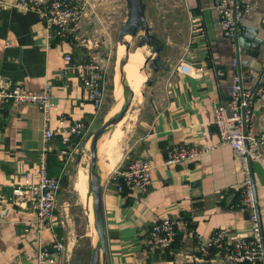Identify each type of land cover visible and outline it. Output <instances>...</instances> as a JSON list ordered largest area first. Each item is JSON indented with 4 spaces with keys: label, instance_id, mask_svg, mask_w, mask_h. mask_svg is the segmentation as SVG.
<instances>
[{
    "label": "crops",
    "instance_id": "0c3cea01",
    "mask_svg": "<svg viewBox=\"0 0 264 264\" xmlns=\"http://www.w3.org/2000/svg\"><path fill=\"white\" fill-rule=\"evenodd\" d=\"M244 1L246 10L238 24L243 31L249 28L264 39V0ZM148 12L145 4L150 32H155ZM161 24L160 36L151 32L161 45L158 68L150 79L152 93L133 122L132 141L115 157L96 154L105 238L101 264H234L222 262L217 256L201 255L197 250L199 241L217 226H227L235 234L246 233L249 228L247 211L241 207L243 166L229 145L219 143L212 105L228 99L231 75L239 70L243 84L254 89L248 124L264 132V45L257 56L245 51L235 55L219 27L215 0H180L179 7H163ZM82 39L77 32L75 38L49 43L36 10L0 4L1 83H18L24 89L37 90L48 82L54 95L53 118L63 115L66 120L82 119L87 123L83 135L63 142L56 121L50 122L53 136L46 153L47 169L58 176L60 186L54 201L52 232H38L33 204L15 203L11 188L37 162L42 112L34 104L9 101L0 105V264H33L38 244L52 237L64 243L59 264L79 261V235L72 232L77 221L74 210L78 207L86 212L89 208L91 213V195L87 173L82 182L75 178L80 157L73 163L74 169L69 163L74 154L83 153L90 135L108 114V110L93 108L79 81L81 69L71 65V60L97 57ZM67 52L70 61L63 58ZM234 55L241 62L238 68L231 64ZM179 62L200 66L201 70L180 72L176 68ZM214 68L222 73L216 74ZM173 142L204 150L192 159L166 165L165 147ZM260 148L264 152V141ZM141 155L151 165L148 191H117L109 179L111 172ZM251 171L264 239V170L251 160ZM84 181L85 187L78 194L74 182L82 186ZM164 215L177 216L182 223L175 229L168 249L148 250L145 232Z\"/></svg>",
    "mask_w": 264,
    "mask_h": 264
},
{
    "label": "built area",
    "instance_id": "2783aa9c",
    "mask_svg": "<svg viewBox=\"0 0 264 264\" xmlns=\"http://www.w3.org/2000/svg\"><path fill=\"white\" fill-rule=\"evenodd\" d=\"M12 5L23 10H36L43 22L47 40L59 41L76 37L79 26L80 9L72 0H0V4ZM215 10L218 24L222 34L230 40V45L235 52L233 39L234 31L241 33L243 26L238 20L246 10L244 0H215ZM84 39V38H83ZM66 61L72 59L70 53H65ZM264 66V54L262 56ZM231 64L237 66L235 55ZM71 65L81 69L79 81L87 90V99L95 110L100 109L104 95V65L92 56L88 61L71 60ZM177 70L190 73L192 70L200 71L201 67L179 62ZM216 74H221L219 68H214ZM0 75V105L4 102L19 104H34L42 112L41 148L34 169L24 171L22 179L11 188L12 200L17 204L32 203L35 212V227L38 232L53 229V208L56 194L59 190L58 176L48 172L46 153L50 148L49 140L53 136L51 120L56 121L57 133L61 141L66 142L70 137L84 134L87 123L82 119L66 120L63 115L54 117L51 108L54 105V95L51 85L45 82L37 90L24 89L18 83H1ZM242 82L239 70L232 73L230 78L229 97L226 101L217 100L212 105L213 125L219 143L231 147L242 163L244 176L240 189L241 207L247 211L249 228L246 233H230L227 226L220 225L213 228L208 235L203 237L197 250L201 255L217 256L222 262L234 264H263L262 250L258 226L253 208L250 181L246 169L245 154L251 160L257 161L264 170V152L261 143L264 141V132H257L254 126L248 124L253 91ZM242 121L245 122V132L242 130ZM246 141L247 146H244ZM204 148L185 143L173 142L165 147L163 163L174 165L184 160L196 157ZM64 151V150H63ZM151 165L144 156H135L120 169L113 170L109 179L115 183L117 191L124 189L133 190L138 194L148 191L151 183ZM182 223L177 216L164 215L153 221L146 230L144 243L148 250L168 249L174 239V231ZM33 264H59L64 252V243L61 239L50 238L40 242L37 246Z\"/></svg>",
    "mask_w": 264,
    "mask_h": 264
},
{
    "label": "rangeland",
    "instance_id": "374dc122",
    "mask_svg": "<svg viewBox=\"0 0 264 264\" xmlns=\"http://www.w3.org/2000/svg\"><path fill=\"white\" fill-rule=\"evenodd\" d=\"M72 2L76 3L80 9L77 32L78 36L84 38L81 42L85 43L88 50L94 52L97 59L104 65V95L100 107L101 112H106L108 110L107 117H115L125 104V101L129 99L122 117L117 122L111 123L105 127L104 131L97 139V149L99 151L97 153H99V155L106 154L115 157L114 155L118 154L121 149L125 150L133 139V122L136 119L139 109L152 93L151 83L149 85L146 84L144 79L146 77L152 79L154 70L148 63L143 64L142 61L145 78L136 89V93H130L119 71V61L125 56V47L123 43L118 42L116 39L119 25L123 22L126 15L124 0H72ZM144 3L149 9L148 14L152 19V28L155 30V32H151L160 36L163 27L161 24L162 8L179 7L180 0H145ZM138 37L139 35L136 34L128 39V51L136 47ZM78 39L80 40V38ZM119 44L123 45L122 52L118 51ZM144 46L147 51L144 53L143 59L146 55H152L151 47L147 45ZM117 84L120 85V88ZM131 86L130 84L129 87L131 88ZM117 87L120 89L119 97L115 94ZM114 132H116V134ZM89 139L86 147L83 148V153L79 151L78 154H74L73 160L69 163L70 167L74 169L75 165H73V163L77 161L78 156L80 157L78 162H80L87 173L88 185L90 179ZM76 185L77 184L74 182L75 189L78 191V194H80L79 189L85 187V181L82 186ZM85 211L86 212H83L78 207L74 210L77 221H75V227L72 232L79 235L77 239V249L80 252L78 254V256H80H77L79 261L76 264H89L93 250L92 245L95 243L93 215L91 216L89 208L88 210L85 209Z\"/></svg>",
    "mask_w": 264,
    "mask_h": 264
},
{
    "label": "water",
    "instance_id": "95a60500",
    "mask_svg": "<svg viewBox=\"0 0 264 264\" xmlns=\"http://www.w3.org/2000/svg\"><path fill=\"white\" fill-rule=\"evenodd\" d=\"M126 7V15L123 22L119 25L117 32V41L124 44L125 47V56L119 61V67L122 66L126 59L129 47L128 39H125V35H128L129 38L135 36L139 31L142 33L139 35L136 46H150L152 55H146L143 59V64L148 63V65L156 70L158 68L157 59L159 57L158 51L161 48V45L158 39L150 32L144 9L145 3L144 0H124ZM253 30L245 28L241 33L234 31L233 39L235 44V55H238V52L245 51L252 56H257L260 53L261 46L264 45V39L261 37L255 36ZM237 59V56H235ZM239 60L237 61V68L239 67ZM123 77V75L121 74ZM124 79V78H123ZM144 82L146 84L150 83L149 78H145ZM126 87L130 90V93H133L131 88L126 84ZM129 100V99H128ZM128 100L125 101V104L120 109L115 117L110 116L106 117L101 124L94 129L89 139V154H90V179H89V190L91 195V206H92V215H93V227L95 230V243L92 245V254L90 257L89 264H101L102 257L105 252V238L103 231V211L101 203V193L99 187L98 174L95 169L96 154H97V139L99 135L104 131L111 123L117 122L123 115V111L128 104ZM242 130L245 132V122L242 121ZM244 146H247L246 141H244ZM246 157V169L250 181L251 195L253 200V208L256 217V222L258 226L259 240H260V249L262 250L263 264H264V239L261 230V223L259 219V212L257 207V200L255 195V188L253 183V175L251 171V159L249 154H245Z\"/></svg>",
    "mask_w": 264,
    "mask_h": 264
},
{
    "label": "bare ground",
    "instance_id": "6f19581e",
    "mask_svg": "<svg viewBox=\"0 0 264 264\" xmlns=\"http://www.w3.org/2000/svg\"><path fill=\"white\" fill-rule=\"evenodd\" d=\"M125 39H129V36L128 35H125ZM122 46H123L122 44H119V48H118V51L119 52H122V50H123ZM146 51L147 50H146L145 46H136V47H134V49L128 51V53H127V59H126L125 63L122 66L119 67L120 74L123 75V78H124V80H125V82H126V84L128 86L130 84L132 85L131 86V90L133 92L136 91V89L138 88V86L140 85V83L142 82V80L145 78V71L142 68V61H143L144 53ZM117 86H119V88H120V85L119 84H117ZM119 88L117 87V89L115 90V94L118 95V97L120 95V89ZM132 97H133V95H132ZM114 133L116 134V132H114ZM106 139H105V141L108 143V141ZM76 173H77L76 174V177H75L76 180L78 182L83 181L84 178H85V175H86L85 169L80 166L79 169H78V171ZM90 214H92V210H91V213ZM94 237H95V230H94Z\"/></svg>",
    "mask_w": 264,
    "mask_h": 264
},
{
    "label": "trees",
    "instance_id": "16d2710c",
    "mask_svg": "<svg viewBox=\"0 0 264 264\" xmlns=\"http://www.w3.org/2000/svg\"><path fill=\"white\" fill-rule=\"evenodd\" d=\"M239 192V191H238Z\"/></svg>",
    "mask_w": 264,
    "mask_h": 264
}]
</instances>
